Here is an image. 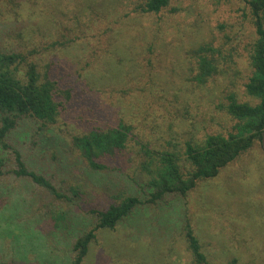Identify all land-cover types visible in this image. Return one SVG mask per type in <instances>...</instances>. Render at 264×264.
I'll use <instances>...</instances> for the list:
<instances>
[{"label": "rangeland", "instance_id": "374dc122", "mask_svg": "<svg viewBox=\"0 0 264 264\" xmlns=\"http://www.w3.org/2000/svg\"><path fill=\"white\" fill-rule=\"evenodd\" d=\"M145 1L0 0V53L28 56L72 96L56 125L27 117L8 138L62 199L12 174V150L0 149V264H71L76 241L97 225L93 211L126 196L142 204L114 231L97 233L84 264H194L186 225L208 264H264L261 144L186 196L148 202L152 158L177 151L184 159L186 142L226 133L229 94L254 103L245 88L256 39L250 9L243 0H170L160 13L143 14ZM204 47L220 73L199 87ZM120 124L132 129L125 150L93 172L73 138Z\"/></svg>", "mask_w": 264, "mask_h": 264}, {"label": "trees", "instance_id": "16d2710c", "mask_svg": "<svg viewBox=\"0 0 264 264\" xmlns=\"http://www.w3.org/2000/svg\"><path fill=\"white\" fill-rule=\"evenodd\" d=\"M169 1L146 0L138 6V10L143 14H158L169 5ZM243 1L250 9L256 32L249 57L253 75L245 85L246 93L254 103L241 102L236 95L229 94L221 111L230 123L226 133H209L199 140L186 142L184 159L177 151H166L152 158L151 165H155L156 170L153 171L155 175L153 174L150 182L148 181V187L152 189L149 203L161 201L169 194L186 196L199 181L216 178L223 169L256 143L264 146V0ZM120 50V47H116L115 53ZM35 51H31V55ZM201 51L195 77L199 87L206 86L208 81L218 77L220 73L217 60L202 55L206 52L205 47ZM111 67L122 75L123 69L114 65ZM101 78L105 79L103 76ZM71 97V92H62L58 82L49 73L42 75L36 63L28 56L0 53V149L12 150L16 161L12 174L31 179L59 199L63 197L56 187L43 175L27 168L21 152L11 147L8 138L17 129L20 120L27 117L41 122L44 127L56 125ZM41 129L44 130L42 127ZM131 132V126L126 124L107 130L97 129L83 136H75L73 145L81 160L93 172H100L106 168L101 160L115 157L125 150ZM52 136L55 144L58 137ZM5 168V161L0 158V177L5 175ZM141 204L138 197L126 196L107 210L93 211L97 215V225L78 238L73 247L74 257L71 264H84L91 259L97 233L114 231ZM184 236L194 264H208L199 238L191 225L184 227Z\"/></svg>", "mask_w": 264, "mask_h": 264}]
</instances>
